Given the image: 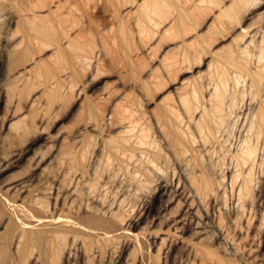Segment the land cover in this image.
Wrapping results in <instances>:
<instances>
[{
	"label": "rangeland",
	"instance_id": "1",
	"mask_svg": "<svg viewBox=\"0 0 264 264\" xmlns=\"http://www.w3.org/2000/svg\"><path fill=\"white\" fill-rule=\"evenodd\" d=\"M100 1L101 3H98ZM100 1L70 0L66 9L69 12L67 19L69 25H67L73 24L71 28H68L71 29L70 34L73 37L80 35L78 45L81 55H87L93 59L92 65L81 74L82 77L73 79L76 85L72 89L63 87V90L54 88L52 89L57 91L51 90L53 78L48 72L47 65L53 63V60H59L57 73L63 77L68 76L66 72L69 71L70 65L64 61V58L57 52V47L53 46L47 38H43L46 41L36 43V46L32 45V49H30L34 60L36 58L38 61L41 60L40 64L37 66L31 61L29 64H17V70H15L16 65L11 62L13 59H10L8 51L4 47V38L0 37V74H2L0 79H3L0 83V166L6 163L8 165L10 160L14 159V154L23 151V147L25 148L27 145L31 146L28 154L26 153L19 162H16L17 165L13 163L14 165H9L8 168L5 166L6 169L0 173V264H45L47 259H49L48 264H264V166L260 169L257 167L255 170L258 171L257 174L255 172L256 176L261 175L259 171H262V175L256 177L260 181L256 180L258 185L255 183L254 187L258 188L256 190V187L254 188L255 192L244 205L245 207H243L244 203H240L241 206L236 203L237 193L236 191H234L235 194L232 193L233 183L231 179V181L229 180L235 167L226 151L235 152L237 148H240L238 144H241L242 136L245 135L242 120L241 122L239 120L238 125L233 118L234 120L231 119L234 121L232 127L230 121L229 125L228 123L225 125V136H222L225 138L228 134L231 136L224 138V141L221 137L222 142L217 146L219 150L216 149L218 152L213 153L212 156V153L207 151L209 147H206L201 138L195 134L194 127L191 126L192 122L185 128L191 126L189 130H193L191 134L196 135L197 138L194 137L195 135L192 136L197 140V143H191L192 145H188L189 148H183L182 145L179 147V143H175L177 142L176 136L172 133V126L168 123V119L165 117L162 120L159 119L166 104L176 106V110L180 111L181 109V112H185L181 107L184 86L180 80L193 81V78L200 72L203 73L200 83L207 85L209 83L208 66L204 63L210 62L212 57L226 55L227 49L233 43L232 39L240 34L242 29L252 31L250 32L251 36L255 35L257 42L262 40L264 37V3L249 12L246 20L234 30L212 37L208 28L210 24L199 26L197 30H191L187 36H179L178 29L170 28L172 27L170 21L177 14L174 9L167 10L172 16L165 23L162 22L165 19L161 15H155L154 20L148 22L145 29L141 31L132 19L127 24H121L114 20L112 17L114 12H111L112 7L109 0ZM46 4V0H2L0 2V33L5 34V32L17 29L19 37L17 43H19L27 33L21 20L23 17L21 12L23 15L35 13L47 15ZM41 6L45 9L40 8ZM205 6L212 8L211 3L205 4ZM38 8L42 10L39 11ZM214 11L200 12L198 23H202L206 13L213 14ZM41 25L45 26V23L32 22L31 26L35 29ZM207 40L208 44L204 43ZM65 41L66 39L62 42ZM22 44V47H18L20 49L17 48V53L26 50V41ZM199 44L207 46L208 50L203 56L199 68L194 65L190 69L188 64H179L172 71L168 69L166 64L170 58L180 57L185 49L192 45V51L199 49L202 47ZM72 53L74 54V52ZM1 61L4 62L1 63ZM15 76L18 81V89L15 94L18 97L14 95L13 98L8 87ZM8 84L9 86H7ZM27 85L30 87L28 88ZM26 92L30 95H26ZM204 92L208 91L205 89ZM262 99H264V95ZM243 102L245 105L242 103L240 106L244 112L248 109L246 107L250 108L248 106L250 102L246 100ZM91 103L97 106L103 105L106 113L110 111L105 115L107 118L104 117L110 122H106L110 127L106 124L103 125V128L110 129L107 130L108 132L106 128L102 130L101 125L97 126L98 120L89 109ZM115 104H119V106L125 104L128 107L130 105L132 120L139 123L135 133L142 127L149 129L150 139L156 142L158 149L163 154L159 159V161L161 160L160 164L157 161L159 167L152 166L147 162L148 160H145L151 157L152 151L148 150L146 154V152H142L143 148L137 149L138 151L135 152L139 155L136 154L133 158H130V154L127 153V156L119 154L118 158L114 159L115 161H108L104 152L105 142L110 137L117 135L118 132V128H114L115 126H112L115 130H111L113 119L109 118L114 114L111 112L112 110L116 112ZM45 112L48 114L45 115ZM187 114L182 113L186 123L189 118ZM44 116L46 117L44 118ZM103 121H100V124L105 122ZM17 123H21L26 131L27 127L35 130L29 129L31 132L27 131L30 132V135L29 133L27 135L24 133L26 131L21 128L20 133V129L15 131L11 127ZM127 125H129L128 122ZM233 127L234 130L230 132ZM226 129L227 132L229 131L228 133ZM240 129L241 131H238ZM42 130L43 134H41ZM97 130L100 132L98 133ZM80 132H84V134L82 135ZM25 136H29L27 140H25ZM22 137L25 138L22 139ZM85 141L89 142L91 148L86 153L87 158H82L79 151H82L80 147ZM224 142H226L225 145H223ZM70 148L75 152L73 161L69 156ZM191 151L196 152L192 153ZM141 152L147 157L143 158ZM184 153L188 155L185 156ZM224 154L225 159L226 156L229 157L225 161ZM197 155L198 159L201 158L200 166L194 163V159V161L191 160ZM217 155L221 158L216 157ZM125 156L128 158L126 159ZM216 159L219 162H216ZM189 160L193 162L192 165ZM86 161L89 163H84ZM83 164H86V166L84 165L86 168H83ZM202 172L210 176L216 185V187L213 186L208 197L199 195L191 181L193 175L196 176ZM134 178L135 180H133ZM141 181L143 185L147 184L145 188L142 187ZM92 183H97V186ZM92 187L97 189L93 190ZM160 187L162 192L159 198L165 207L159 210L160 215H157L158 219L152 224L153 222L146 213L151 205L156 204L157 207L160 205V202H155ZM79 189L84 191L82 195L78 194L82 193ZM90 191L91 193H89ZM171 197L173 198L171 199ZM234 197L235 201H233ZM120 200L125 205L122 201L119 202ZM114 203H117V206ZM109 204L111 205L110 209L108 208ZM118 204L124 207L121 209ZM111 208L116 210L119 215L114 213ZM100 212H105L103 214L106 217ZM244 213H250V216ZM98 215L103 216V219L109 217L108 220L114 221L118 218L119 222L122 221L120 223L123 226L120 227L124 228L121 230L123 232L119 231L117 234L112 232L115 235L111 233L110 240H108L109 238L103 240V237L98 236L101 237L99 240L97 236H91L85 220ZM243 215L248 218L247 221ZM70 217L75 223L83 221L81 227L76 229L79 232V240L75 241L77 244L70 243L75 236L73 233L57 237V232H62L64 222ZM181 217H185L188 223L191 221L186 232L174 230ZM159 219L163 220L161 225ZM247 222H250L249 225ZM131 223H133L132 226ZM199 224L204 227L200 228ZM162 229L164 230L162 231ZM153 230L156 232L154 231L150 237L149 234ZM197 232L199 233L196 234ZM155 233L158 235L157 238L150 239ZM164 237L167 240L165 239L166 242H163L164 244L161 246ZM80 245H82L81 249ZM68 256L70 257L67 260Z\"/></svg>",
	"mask_w": 264,
	"mask_h": 264
},
{
	"label": "bare ground",
	"instance_id": "2",
	"mask_svg": "<svg viewBox=\"0 0 264 264\" xmlns=\"http://www.w3.org/2000/svg\"><path fill=\"white\" fill-rule=\"evenodd\" d=\"M1 1L2 0H0V2ZM97 1H100V0H97ZM46 2H47V4L45 7L48 8V14L47 15H42V14H38V13H35L33 15H28V14L23 15V13L21 12V14L23 16L21 20L23 21V26H24L27 33H25L26 34V36L24 35L25 38H23L19 43H17V38H19L18 34H17V29L15 31L10 30V32H5V34L3 33L4 36H3V34L0 33L1 34L0 37L2 36L4 38L3 39L4 47L8 51L10 59L11 58L13 59V61H11V62L16 65L15 70H17V64H23V63L29 64L30 61L32 62V64H36V65L40 64L39 62H41V60L38 61L37 60L38 58H36V60H34L33 53L31 52L30 49H32V47H31L32 45L35 44V46H36V43L44 41L45 39L43 40V38H47L53 46L57 47V52L59 53L60 56H62L64 58V61H66L67 64L70 65V68H68L69 71L66 72V75H68L67 77H63L57 73L58 72V68H57L58 66L57 65H58L59 60H53V63H50V65H47L48 72L50 73V75L53 78V81L51 82L52 87L50 86L51 90H53V91H57L54 89H62L63 90V87H66L68 89L69 88L72 89L76 85L73 79H80L82 77L81 74L83 72H85L89 66L92 65L93 59L90 56L81 55V50H80V47L78 45V40L80 38L79 37L80 35L78 34L75 37H73V35L70 34L71 29H68L69 27L71 28V26L73 25L72 24V25L68 26L69 20L67 21L69 12H67L68 10H66V9H67L68 4L70 3V0H46ZM86 2H90V1H86ZM103 2H104V0H103ZM109 2L111 3V4L110 3L109 4L112 7L111 12L112 11L114 12V14L112 13V15H113L112 17L114 20L118 21L121 24H127V22L129 23L130 21L133 20V23L136 24L138 26V28L141 29V31L145 29L146 24L148 22H152L154 20L155 15H158V16L161 15L165 19L162 22L165 23L172 16V14H171V16L169 15V12L167 10L174 9V11H176L177 14L174 15V17L171 19L170 23H171L172 27H170V28L176 29V30L178 29V32L180 34L179 36H187V35H189L191 30H197L199 26H203V25L208 26L210 24L208 26V28L210 30V35L212 37H214L216 35H222V34L224 35V34L228 33L229 31L237 28L240 24H242L246 20L247 14L249 12H251L253 9L262 5V3H264V0H109ZM98 3H101V1ZM210 3L212 5V8L205 6V4H210ZM40 8H43V10L45 9L43 6H41ZM215 9H217V10L214 11ZM40 10H42V9H39V11ZM207 10H210L212 12L214 11V13L213 14L212 13H206L202 19V23H198V20H199L198 14L202 11H207ZM0 11H1V9H0ZM38 21L44 22L45 26L41 25V26H37L36 28L34 27L35 29H33V26H31L32 22L36 23ZM23 26H21V27H23ZM30 26L32 27L34 32H33V30L31 32ZM239 28H241V27H239ZM1 32H2V30H1ZM250 32H252V31H250ZM250 32H249V29H242L240 34L236 35V37H234L232 39L233 43H232V45L229 46V49H227L226 55L224 54V55H218L216 57H212L210 62H208L207 64L204 63V65L208 66L209 83L207 85H203L200 83V79L203 78V73H200V72L198 73V75L196 77L193 78V81H187L186 79L180 80V82H182V85L184 86V88H183L184 92L182 93V96H181V102H182L181 107L185 112H181V109H180V111L176 110V108H175L176 106L173 107V105H171V104L169 106L166 104V106H164L163 111L161 112V115L159 116V119L161 118V120L164 117L168 119V123H170V125L172 126V130H173L172 133H173V135L176 136L177 142H175V143H179V147L183 146V148H189V146H188L189 144H191V143L196 144L197 140L194 137H196V135H197L204 142V145L206 147H209V150H207V151L208 152L210 151L212 153L211 154L212 156H213V153L218 152L216 149H218L217 146H219V144H221V142H222L221 137L224 141L225 137H223L222 135L225 136V134H224L225 128H226L225 125L230 121L231 127H232V122L234 123V121H235L238 123L239 120H240V122L242 120L243 125H242V123H241V125L245 129V132H243V133H245V135H244V137L242 136L241 144H238V146L240 145L239 146L240 148L239 149L237 148L236 151L234 150L235 152H231L232 150H230V152H229V150L226 152L229 154V156L231 158V162L234 164L233 166L235 167L234 168L235 171L232 172V176H231V178H229V180L231 179L232 183H233V192L232 193H234V191H236V193H237L236 198L238 197L236 200L237 201L236 203L237 204L238 203L239 204L244 203L243 207H245L244 205L247 203V201H249V199L252 198V196H253L252 194L258 188L256 186H255L256 188L254 187L256 180H258V179H256V177L258 175L257 176L255 175V172H256L255 170L257 169V167H259V169H260L262 166H264V99H262L263 95H264V47H263L264 46V37L262 38L261 41L257 42L255 39L256 36L255 35L251 36ZM247 38H249V39H247ZM65 39H66V41L63 43L62 41H64ZM25 41L27 44L26 50L25 51L23 50L24 52H22V53H20L21 51L18 50L20 52L17 53V48L19 46L22 47V45H23L22 43ZM204 43L208 44V40L205 41ZM193 45L190 47H187L180 57L170 58L168 60L166 66L168 67V69L170 71L176 69V67L179 64H188L190 69L193 68L194 65H197L196 68H199L201 66L200 64L202 62L203 56L208 51L207 46L199 44V45H202V47L199 49H194L192 51L191 47H193ZM35 46H34V48H35ZM18 49H20V48H18ZM72 52H74L75 55ZM3 62L4 61H1V63H3ZM27 65H26V67H27ZM16 75H17V72H16ZM176 75H177V73H176ZM1 76H2V74H0V78H1ZM69 77H72V79L68 80ZM2 81H3V79H0V83ZM17 83H18L17 76H15L12 79L10 86H9V84L7 85V86H9L8 88H10L9 89L10 92H12V94H13L12 95L10 93L13 98H14V95L17 96V94H15V93H17V89H18ZM27 86H25V87L27 88ZM31 86H33V85L31 84ZM29 87L30 86H28V88ZM52 88H54V89H52ZM32 89H31V91H32ZM205 89L208 92L205 93L204 92ZM25 91H26V89H25ZM21 93L22 92L20 91V95H21ZM18 94H19V92H18ZM26 95L29 96L30 94H28L26 92ZM24 96H25V94H24ZM19 98H20V96H19ZM245 100L247 102L248 101L250 102V103H248L249 104L248 106H250V108L246 107V109L248 108L247 111L245 110L243 112L244 109L242 110V107L240 105H242V103H243V105H245V103L243 102ZM115 105L116 106L114 108H115L116 112H114L113 110L111 111L112 113H114L111 116H114V117L109 116V118L113 119V121H111L112 122L111 127L115 126L114 128H118V132H117V135H114V136L110 137V139L106 140L105 146L103 145L104 146V152L106 154V158L108 159V161H111V160L113 161L116 157L118 158L119 154H123V155L127 156V153L130 154L129 155L130 158H133L137 154L135 151H138L137 149L140 150L141 148H143L142 152H146V154H147L148 150L152 151L151 157H149L148 159L146 158L145 160L146 161L148 160L147 162L150 163L152 166L159 167V165L157 166V161H158V163L161 161V160L159 161V159L161 158V156L163 154H161L160 150L158 149L156 142L150 139L151 135H149V129L142 127L140 130H138L137 133H135L136 132L135 130L137 129V126L139 125V123L134 122L132 120V117H131L132 111H130V105H129V107L125 104H121L120 106H119V104H115ZM182 105L184 106L185 109L183 108ZM48 109H49V107H48ZM89 109H90L91 114L96 116V118L98 120L97 122L99 124H97V126L100 127V125H101L102 130L104 128H106V127L103 128V125H105L106 122H109V121L105 120L107 118L105 115H107L108 112L110 113V111H107V113H106L103 105L97 106V105L92 104V103L89 105ZM131 110H132V108H131ZM186 112L189 114V116ZM46 113L47 112H45V115H46ZM182 113L187 114V117H189L188 123L185 122V119H184ZM45 117L46 116H44V118ZM104 117H106V118L104 119ZM231 119H233L234 121H232ZM100 121H103L104 123L100 124ZM186 121H187V119H186ZM127 122L129 125H127ZM190 122L193 123V124L191 123V126L193 125L192 127H194L196 135L193 133L191 134V131L193 132V130H191V131L189 130V128L191 126L188 127L187 129L185 128L187 125H190L189 124ZM239 123H238V125H239ZM22 124H24V123H22ZM107 125L108 124H106V126ZM164 125H166V124H164ZM228 125H229V123H228ZM235 125H236V123L234 124V126ZM11 127H12V129L14 128L15 131L20 129V133H21V130L24 129L23 128L24 126L22 127L21 123H17V125L14 124ZM26 127H27V125H26ZM228 127H227V129H228ZM231 127H229V128H231ZM114 128L112 127L111 130ZM26 129H27V131H30V130L34 131L35 130V129H31V128H29L30 129L29 130L28 127ZM37 129H36V131H37ZM108 129L106 128V131ZM227 129H226V132H227ZM236 129H238V128H236ZM114 130H113V132H114ZM231 130H234V127H233V129H230V132H232ZM24 131H26V130L24 129ZM27 131L24 133H26V134L29 133V135H30L31 131L30 132H27ZM45 131H46V129H45ZM186 131H189L188 132L189 135ZM238 131H241V129ZM42 132H44V131L42 130L41 134H43ZM97 132H98V130H97ZM80 133H79V135H80ZM81 134L83 135L84 132ZM234 134H235V132H234ZM18 135H20V134H18ZM96 135H97V133H96ZM96 135L94 134V136H96ZM192 135H195V136L193 137ZM36 136H38V135H36ZM97 136H99V134ZM228 136H231V134L230 135L228 134ZM228 136H226V138ZM25 137H22V139H24ZM28 137H26L25 140H27ZM90 137L93 138V136H90ZM90 137H89V139H90ZM200 138H199V140H200ZM29 139H28V141H29ZM83 139L86 140L85 138H83ZM83 139H82V141H84ZM228 139H230V138H228ZM16 140H17V138H16ZM18 140H20V139H18ZM25 140H23V141H25ZM184 140H186V141H184ZM87 141H85L84 143L82 142L83 143L81 145L82 147H80L82 151H79V152H81L79 154L82 158H85L87 156L86 153L89 152L88 149L91 148V145H89V142H87ZM23 143H25V142H23ZM225 143L226 142H224L223 145H225ZM70 145L72 146V144H70ZM180 145H182V146H180ZM22 146H23V144H22ZM30 147H31L30 145L29 146L27 145V147H25V148L23 147V149H24L23 151L22 150H21V152L18 151L19 153H17V154L12 153V154H14L13 155L14 159H12L13 161L10 160V162H9V160H8V162H9L8 165H6L7 164L6 163V164H3L2 166H0V173L3 172L4 169H6V168H4L5 166L8 168L9 165H12L13 163L16 164V162H19L21 160V158L24 155H26L27 152H29V150L31 149ZM229 147H230V149H232L231 146H229ZM181 150H182V148H181ZM220 151H223V150L220 149ZM178 152H180V151L178 150ZM183 152L186 153L187 151H183ZM195 152L193 151L192 153H195ZM74 153L75 152H73L72 149L69 150V156L71 157L72 161H73V157H74L73 154ZM185 153H184V155H185ZM219 153H221V152H219ZM224 153H225V151H224ZM146 154L143 155V153H142V157L143 158L145 156L147 157ZM204 154H206V153H204ZM137 155H139V154H137ZM148 155H150V154H148ZM184 155H182V156H184ZM186 155H188V154H186ZM221 155H223V154L221 153ZM214 156H215V154H214ZM218 156L219 155H217L216 157H218ZM120 157H122V156L120 155ZM219 157L221 158V156H219ZM127 158L128 157H126V159ZM227 158H229V157L226 156V159ZM200 159L201 158L198 159V155H197V157L196 156H194V158L192 157L191 160H193L194 163H196V165H198L199 162L201 163V161H199ZM226 159H225V154H224V161ZM120 160L123 161V159H120ZM96 162L99 163V161H96ZM189 162H191V165L193 164L192 161L189 160ZM214 162H215V160H214ZM216 162H219V160L217 161V159H216ZM220 162H221V160H220ZM84 163L88 164L89 162L87 163V161H86ZM144 163L146 164V162H144ZM86 164H83V168H86V167H84V165L86 166ZM138 164H140V163H138ZM142 165H144V164H142ZM216 165H218V164H216ZM225 165H226V162H225ZM140 166H141V164H140ZM199 166H200V164H199ZM229 166H231V165H229ZM144 169L148 170L146 168H144ZM157 169H159V168H157ZM86 170H85V172H86ZM257 172H256V174H257ZM259 172L262 175V171H259ZM263 172H264V169H263ZM83 173H81V174H83ZM146 173H147V171H146ZM201 174H198L196 176L193 175L191 181L195 186L192 183L191 184L194 186V188L195 187L197 188V191H198L197 193H199V195L201 194L202 196H207L209 194V192L212 191L213 186L216 187V185H214L215 183H213L210 176L206 175L204 172H202ZM261 175H259V176H261ZM172 179H173V177H172ZM133 180H135V178ZM258 181H260V180H258ZM96 184L92 183V185H94V186ZM141 184H142L143 188H145V185H147V184L143 185L142 181H141ZM183 184H184V182H183ZM230 184H231V182H230ZM259 184H260V182H259ZM92 185H90V186H92ZM256 185H258V184L256 183ZM21 186H24V185H21ZM224 186H226V185H224ZM20 188H22V187H20ZM83 188H84V186H83ZM92 188H94V187H92ZM254 188H255V190H254ZM47 189H49V188H47ZM80 189H82V188H80ZM95 189H97V188H94L93 190H95ZM229 189H231V188H229ZM71 190H72V186H71ZM89 190H90V188H89ZM158 191H159L158 195L156 194L157 196L155 197V202L156 201L160 202V205L157 207L156 204L154 203L155 205H151L148 208V211L146 210L147 211L146 214L148 215V218L151 219L152 222L156 221V219H158L156 217H158L157 215H160L159 210L162 209L163 207H165V205L163 206V203L161 204V199L159 198V195L162 192L161 187L158 188ZM16 192H17V190H16ZM22 192H24V191L22 190ZM83 192L78 193V194L82 195ZM185 192H186V190H185ZM89 193H91V191ZM71 194H73V193H71ZM185 195H187V194H185ZM197 196H198V194H197ZM63 198H64V196H63ZM172 198L173 197H171V199ZM117 200H118V198H117ZM123 200H125V199H123ZM169 200H170V198H169ZM121 201L122 200H120L119 202H121ZM233 201H235V197H234ZM103 202H105V201H103ZM103 202H101V203L103 204ZM125 202H127V201H125ZM150 202H151V200H150ZM108 203H110V202H108ZM122 203L124 204L123 201H122ZM110 204L112 205V203H110ZM110 204H109L108 208L111 207ZM151 204H152V202H151ZM187 204H189V203H187ZM191 204H192V202H191ZM240 206H241V204H240ZM101 207H102V205H101ZM120 207L122 209V207H124V206H120ZM120 207H118V209ZM166 207H167V205H166ZM112 208H111V210H113ZM246 208H248V207H246ZM121 209H119V210L121 211ZM241 209H240V211L243 210V209L242 210ZM113 211H114V213L116 212V210H113ZM204 211H206V210H204ZM242 212H240V213H242ZM248 212H249V210H248ZM103 213H105V212H103ZM103 213H101V215ZM116 213H118V212H116ZM117 215H119V213ZM245 215L250 216V213L249 214L247 213ZM245 215H243V217H246ZM98 216L97 217L96 216L91 217V218H88L85 220L86 226L89 228V232H90L91 236H97V237L101 236L104 238L103 240H105V239H108L109 236H111L112 232H116V234H117L122 229L124 230V228L120 227L122 225L120 222H122V221L119 222L118 218L114 221V220H110V219L108 220L109 217L106 219L105 218L103 219L102 218L103 216L106 217L104 214L102 217L100 215H98ZM114 216H115V214H114ZM184 218L185 217H183V218L181 217V220L179 219L180 221H178V225L174 228L175 231H177V232L178 231H181V232L188 231V225L191 221H189V223H188L186 218L185 219ZM121 219H123V218H121ZM165 219L168 220V218H165ZM188 219H189V217H188ZM159 220L161 221V219H159ZM240 220H241V218H240ZM247 220H248V218L246 219V221ZM162 221L160 222V225H161ZM126 222H128V221H126ZM249 223L247 225H249ZM81 224H83V221L80 223H75V222H73L71 217L67 218V221L64 222V224H63L64 229H62V232L61 231L57 232V237L62 236V234H72L73 233L77 237H75V236H74V238L72 237L73 239H72V242H70V243L71 244L76 243L75 241L79 240L78 239L79 232L76 231V229L80 228ZM124 224H125V222H124ZM129 224H130V221H129ZM132 224L133 223H131V226H132ZM152 224H154V222ZM201 224H203V223H201ZM199 226H200V224H199ZM201 227H204V226H200V228ZM163 230L164 229H162V231ZM154 231L155 230H153V232L150 233L149 236L152 235L154 233ZM121 232H123V231H121ZM199 232H197L196 234H198ZM157 233L160 234V232H157ZM172 233H176V232H172ZM155 234L150 239H153V240L156 239L158 235L157 234L155 235ZM113 235H115V234H113ZM167 235H169V234H167ZM97 237H95V238H97ZM101 237H98V239ZM147 239H149V238H147ZM165 239L167 240V238H165V237L162 239L161 246L164 244L163 242H166ZM108 240H110V238ZM153 240H152V242L154 243ZM149 241H151V240H149ZM155 242H156V240H155ZM84 246L87 249V246L85 244H84ZM81 247H82V245H80V249H81ZM85 248H84V250H85ZM161 248H159V250H161ZM85 252L87 253V250ZM70 256H71V254H70ZM70 256L67 257V260ZM47 261H49V259H47ZM47 261L45 262V264H48Z\"/></svg>",
	"mask_w": 264,
	"mask_h": 264
}]
</instances>
